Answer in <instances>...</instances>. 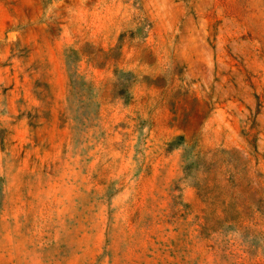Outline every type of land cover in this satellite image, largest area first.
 <instances>
[{
	"label": "rangeland",
	"instance_id": "rangeland-1",
	"mask_svg": "<svg viewBox=\"0 0 264 264\" xmlns=\"http://www.w3.org/2000/svg\"><path fill=\"white\" fill-rule=\"evenodd\" d=\"M0 264H264V0H0Z\"/></svg>",
	"mask_w": 264,
	"mask_h": 264
}]
</instances>
